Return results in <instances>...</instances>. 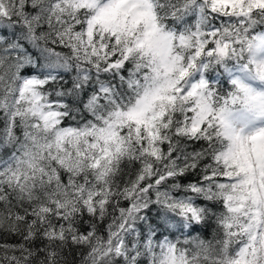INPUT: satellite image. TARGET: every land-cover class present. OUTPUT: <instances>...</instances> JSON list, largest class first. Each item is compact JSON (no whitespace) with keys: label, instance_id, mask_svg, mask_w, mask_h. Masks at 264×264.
I'll use <instances>...</instances> for the list:
<instances>
[{"label":"snow or ice","instance_id":"obj_1","mask_svg":"<svg viewBox=\"0 0 264 264\" xmlns=\"http://www.w3.org/2000/svg\"><path fill=\"white\" fill-rule=\"evenodd\" d=\"M0 264H264V0H0Z\"/></svg>","mask_w":264,"mask_h":264},{"label":"trees","instance_id":"obj_2","mask_svg":"<svg viewBox=\"0 0 264 264\" xmlns=\"http://www.w3.org/2000/svg\"><path fill=\"white\" fill-rule=\"evenodd\" d=\"M213 78H215V73L212 74ZM203 235L207 239H211V230L210 229H205L203 232Z\"/></svg>","mask_w":264,"mask_h":264}]
</instances>
